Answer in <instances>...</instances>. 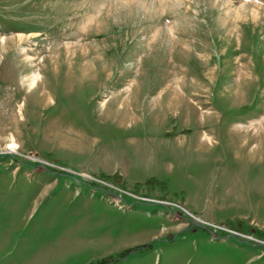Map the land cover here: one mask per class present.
<instances>
[{
	"label": "rangeland",
	"instance_id": "rangeland-1",
	"mask_svg": "<svg viewBox=\"0 0 264 264\" xmlns=\"http://www.w3.org/2000/svg\"><path fill=\"white\" fill-rule=\"evenodd\" d=\"M0 264H264V0H0Z\"/></svg>",
	"mask_w": 264,
	"mask_h": 264
},
{
	"label": "bare ground",
	"instance_id": "bare-ground-1",
	"mask_svg": "<svg viewBox=\"0 0 264 264\" xmlns=\"http://www.w3.org/2000/svg\"><path fill=\"white\" fill-rule=\"evenodd\" d=\"M39 77H40V72L33 73V74L31 75V77H30V81H29V83H28V86H29L30 88L33 87V86L36 84V80H37ZM8 147H9V148L12 147V149H13V148H16L17 145L14 144V143H10V144L8 145Z\"/></svg>",
	"mask_w": 264,
	"mask_h": 264
},
{
	"label": "built area",
	"instance_id": "built-area-1",
	"mask_svg": "<svg viewBox=\"0 0 264 264\" xmlns=\"http://www.w3.org/2000/svg\"><path fill=\"white\" fill-rule=\"evenodd\" d=\"M220 228H221V227H220ZM230 232L237 233V232L234 231V230H231ZM239 234L244 235V236H249V235H245V234H242V233H239Z\"/></svg>",
	"mask_w": 264,
	"mask_h": 264
},
{
	"label": "flooded vegetation",
	"instance_id": "flooded-vegetation-1",
	"mask_svg": "<svg viewBox=\"0 0 264 264\" xmlns=\"http://www.w3.org/2000/svg\"><path fill=\"white\" fill-rule=\"evenodd\" d=\"M178 222H180V220H177V222H176V223H178ZM140 247H142V246H139V247H137V248H135V249H137V250H138V248H140Z\"/></svg>",
	"mask_w": 264,
	"mask_h": 264
}]
</instances>
